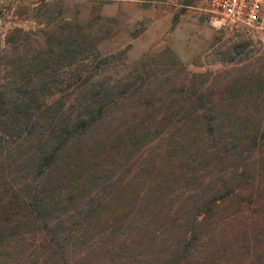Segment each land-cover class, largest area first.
<instances>
[{
    "label": "trees",
    "instance_id": "obj_1",
    "mask_svg": "<svg viewBox=\"0 0 264 264\" xmlns=\"http://www.w3.org/2000/svg\"><path fill=\"white\" fill-rule=\"evenodd\" d=\"M64 3L40 0L41 25L0 45V264L263 262L264 75L169 112L150 67L96 71L111 31Z\"/></svg>",
    "mask_w": 264,
    "mask_h": 264
},
{
    "label": "rangeland",
    "instance_id": "obj_2",
    "mask_svg": "<svg viewBox=\"0 0 264 264\" xmlns=\"http://www.w3.org/2000/svg\"><path fill=\"white\" fill-rule=\"evenodd\" d=\"M39 2L0 0V45L13 26L41 25L36 18ZM64 4L70 14L78 11L84 18L98 15L100 26L111 31V36L99 43L105 63L96 71L110 79L150 67L167 83L163 89L155 83L144 91L162 98L161 108L169 112L179 109L184 95L197 92L219 97L249 82L251 75H264V28L244 23L214 27L209 22L208 0H65ZM165 47L173 51L175 59L159 56ZM161 59L173 61L174 66L163 69ZM132 109L131 103L119 104L112 123L120 124V111L128 117ZM234 222L229 223V231ZM241 254H227L220 260L225 264H257L253 253ZM201 258L200 253L195 255L196 260ZM145 259L139 256L132 261L147 264Z\"/></svg>",
    "mask_w": 264,
    "mask_h": 264
},
{
    "label": "built area",
    "instance_id": "obj_3",
    "mask_svg": "<svg viewBox=\"0 0 264 264\" xmlns=\"http://www.w3.org/2000/svg\"><path fill=\"white\" fill-rule=\"evenodd\" d=\"M208 12L214 27L244 23L264 28V0H208Z\"/></svg>",
    "mask_w": 264,
    "mask_h": 264
}]
</instances>
